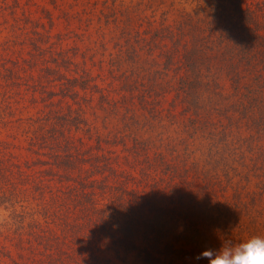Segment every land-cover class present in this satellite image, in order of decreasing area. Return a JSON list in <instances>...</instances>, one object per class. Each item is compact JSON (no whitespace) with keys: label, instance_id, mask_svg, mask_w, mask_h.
<instances>
[{"label":"trees","instance_id":"1","mask_svg":"<svg viewBox=\"0 0 264 264\" xmlns=\"http://www.w3.org/2000/svg\"><path fill=\"white\" fill-rule=\"evenodd\" d=\"M0 2L1 7H14L6 0ZM13 2L17 7L19 1ZM207 5L209 15L221 21L217 35H187L182 40L185 36L179 28L178 35L161 28L149 36L148 47L169 46L158 54L163 68L173 58L184 71L198 64L205 68L208 63L218 64L226 72L231 90L244 99L243 109L259 113L255 124L262 126L264 15L258 11L264 7L254 9L244 0H208ZM2 10L0 24H5L8 20ZM9 14L14 22L11 33L1 34L0 30V264H101L95 252L84 263L72 256L73 247L85 242L93 244L94 250L105 245L117 258L119 252L135 251L139 237L143 241L152 238L148 214L179 215L174 206H155L152 201H171L172 182L175 177L185 181L186 170L178 171L161 157L151 160L145 156L136 180L135 170L125 167L126 158L121 161L113 151L100 150L98 138L96 149L75 137L72 129L90 131L83 116L84 102L88 105L95 97L99 109H110L115 104L112 92L100 83L102 76L88 68L84 52L55 48L53 43L46 46L36 29L28 35L25 24L19 23L29 16L18 18L15 9ZM145 39L140 37V41ZM258 65L261 68L254 69L250 80L240 84L244 78L240 72ZM194 88L187 75L179 76L177 94L187 95ZM121 89L122 98L138 96L140 103L152 101L156 93L150 80L136 84L133 79ZM38 100H46L48 110L39 108ZM145 146L140 143L138 150L135 141L133 153ZM198 230L192 227L193 233ZM141 252L146 263L160 261L159 255H163L153 244ZM102 264L114 263L107 258Z\"/></svg>","mask_w":264,"mask_h":264},{"label":"rangeland","instance_id":"2","mask_svg":"<svg viewBox=\"0 0 264 264\" xmlns=\"http://www.w3.org/2000/svg\"><path fill=\"white\" fill-rule=\"evenodd\" d=\"M17 1L16 7L13 0H6L14 6L10 9L1 7L0 2L8 20L0 24L1 34L11 33L12 9L18 18L29 16L28 20H19L28 35L36 29L47 41L46 46L53 43L55 48L84 52L88 68L94 75L100 74V83L112 92L115 104L110 109H99L95 97L88 105L84 102L83 116L90 131L72 129V134L96 149L98 138L100 150L113 151L121 161L126 158L129 163L125 167L135 170L136 180L145 156L151 160L161 157L178 171L186 170L185 181L175 177L172 182L175 188L171 201H152L155 206H174L179 215L148 214L153 225L151 239L143 241L139 237L136 250L119 252L118 258L105 250V245L94 250L88 242L75 245L72 256L80 263L95 252L101 264L107 258L114 264H208L197 257L207 249H219L223 241L240 243L251 236H264V124H255L260 114L243 109L244 99L231 90L226 72L218 64L208 63V68L198 64L184 71L173 58L163 68V58L158 54L168 51L169 46L147 44L149 36L161 28L175 32L179 28L185 36L182 40H187V35H217L215 30L221 21L209 15L208 0ZM244 1L254 9L264 7L262 0ZM258 13L264 15V9ZM48 34L49 38L45 37ZM144 36L146 39L140 41ZM259 68L245 67L240 72L244 75L240 84L249 81L254 69ZM183 75L195 87L187 95L175 90ZM133 79L136 84L152 81L156 92L152 101L150 98L140 103L138 96L128 94L121 97L122 86ZM46 102L38 100L37 105L46 111ZM150 107L153 111H148ZM135 141L137 149L140 143L146 149L133 153ZM168 175L169 171L163 176L165 180ZM194 226L199 229L197 233L192 232ZM150 244L163 252L160 261L143 260L141 251ZM64 249L70 253L67 247Z\"/></svg>","mask_w":264,"mask_h":264},{"label":"clouds","instance_id":"3","mask_svg":"<svg viewBox=\"0 0 264 264\" xmlns=\"http://www.w3.org/2000/svg\"><path fill=\"white\" fill-rule=\"evenodd\" d=\"M197 259H206L208 264H264V236H251L240 243L225 240L219 249H207Z\"/></svg>","mask_w":264,"mask_h":264}]
</instances>
